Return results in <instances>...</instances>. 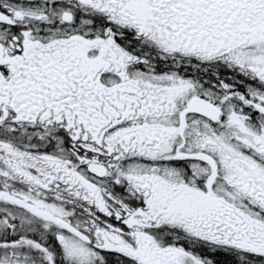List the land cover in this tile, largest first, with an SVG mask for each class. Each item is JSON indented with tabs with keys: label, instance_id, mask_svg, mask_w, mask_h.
Here are the masks:
<instances>
[{
	"label": "snow or ice",
	"instance_id": "obj_1",
	"mask_svg": "<svg viewBox=\"0 0 264 264\" xmlns=\"http://www.w3.org/2000/svg\"><path fill=\"white\" fill-rule=\"evenodd\" d=\"M0 264H264V0H0Z\"/></svg>",
	"mask_w": 264,
	"mask_h": 264
}]
</instances>
